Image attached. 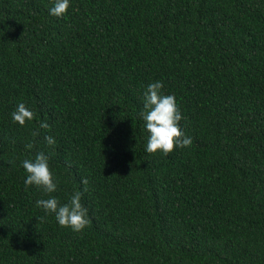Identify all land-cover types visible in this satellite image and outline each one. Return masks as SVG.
<instances>
[{"label":"trees","instance_id":"trees-1","mask_svg":"<svg viewBox=\"0 0 264 264\" xmlns=\"http://www.w3.org/2000/svg\"><path fill=\"white\" fill-rule=\"evenodd\" d=\"M51 2L0 0V264H264V0ZM157 79L191 137L167 154L144 149ZM39 151L81 231L39 219Z\"/></svg>","mask_w":264,"mask_h":264},{"label":"clouds","instance_id":"clouds-1","mask_svg":"<svg viewBox=\"0 0 264 264\" xmlns=\"http://www.w3.org/2000/svg\"><path fill=\"white\" fill-rule=\"evenodd\" d=\"M70 3L71 0H52L48 7L49 15L63 16ZM162 88L163 82L157 79L147 83L142 92L140 119L143 121V128L147 133L144 149L149 153L159 150L162 154H167L174 148L191 144V137L187 136L180 127L182 112L175 95L163 92ZM10 116L14 122L24 125L26 121L33 120L34 112L21 100L16 103ZM39 127L47 129L50 125L46 120H41ZM44 140L48 145H53L56 142L55 137L50 134H46ZM32 146V143H28L25 148L31 149ZM49 160L50 153L44 151L21 159L20 166L25 172L23 183L25 187L35 186L44 194L35 200V206L44 212V216L39 217L40 220L51 213L59 225L79 232L88 223L87 209L81 202V192L74 191L65 201L61 202L54 195L57 192L58 179L50 167Z\"/></svg>","mask_w":264,"mask_h":264}]
</instances>
